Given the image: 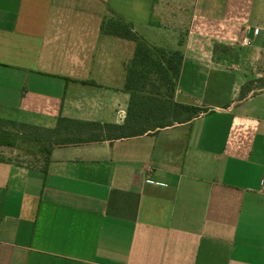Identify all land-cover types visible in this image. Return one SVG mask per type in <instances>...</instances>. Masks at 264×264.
<instances>
[{
    "label": "crops",
    "instance_id": "1",
    "mask_svg": "<svg viewBox=\"0 0 264 264\" xmlns=\"http://www.w3.org/2000/svg\"><path fill=\"white\" fill-rule=\"evenodd\" d=\"M119 19L183 54L174 101L211 112L108 137L136 51L102 30ZM0 133V264H264V0H0Z\"/></svg>",
    "mask_w": 264,
    "mask_h": 264
},
{
    "label": "trees",
    "instance_id": "2",
    "mask_svg": "<svg viewBox=\"0 0 264 264\" xmlns=\"http://www.w3.org/2000/svg\"><path fill=\"white\" fill-rule=\"evenodd\" d=\"M102 30L109 35L136 43L134 58L128 65V81L125 87V90L131 95L126 124L123 127H112L117 133L108 137L115 139L138 137L176 124L191 122L200 115L211 112L209 108H200L174 101V93L184 61L181 52L168 51L150 45L134 31L131 24L121 19L104 23ZM252 85L253 81L242 88L241 99L250 92L256 93ZM162 88H164V92ZM63 123L69 127H81L82 129L102 130L107 128L100 124H86L60 118L59 124ZM102 140V134L93 133L88 138L81 140L62 139L60 144ZM1 145L12 144L3 139L0 133Z\"/></svg>",
    "mask_w": 264,
    "mask_h": 264
},
{
    "label": "built area",
    "instance_id": "3",
    "mask_svg": "<svg viewBox=\"0 0 264 264\" xmlns=\"http://www.w3.org/2000/svg\"><path fill=\"white\" fill-rule=\"evenodd\" d=\"M240 43L243 45V46H250L251 45V41L247 38H244L240 41ZM263 186H264V182H263Z\"/></svg>",
    "mask_w": 264,
    "mask_h": 264
},
{
    "label": "rangeland",
    "instance_id": "4",
    "mask_svg": "<svg viewBox=\"0 0 264 264\" xmlns=\"http://www.w3.org/2000/svg\"><path fill=\"white\" fill-rule=\"evenodd\" d=\"M253 86V85H252ZM253 90H255V88L253 89ZM38 145V146H37ZM41 145H40V143L39 142H37V144H36V146H34V147H32L33 148V151H37V149H38V147H40ZM45 153V152H44ZM45 156V154H43V157ZM41 160H42V158H41ZM43 160H44V158H43ZM42 160V161H43Z\"/></svg>",
    "mask_w": 264,
    "mask_h": 264
}]
</instances>
